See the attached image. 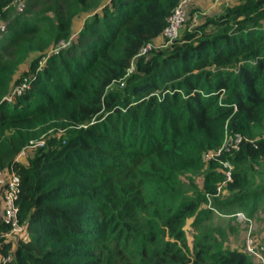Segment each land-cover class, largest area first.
Listing matches in <instances>:
<instances>
[{
	"label": "trees",
	"instance_id": "1",
	"mask_svg": "<svg viewBox=\"0 0 264 264\" xmlns=\"http://www.w3.org/2000/svg\"><path fill=\"white\" fill-rule=\"evenodd\" d=\"M48 1L27 17L44 2L26 0L0 35V170L19 177L18 222L28 235L13 245L0 221V254H10L2 264H131L124 245L132 241L139 264H255L244 249L219 244L216 225L201 226L188 247L185 219L194 215L195 226L212 211L197 210L204 193L186 192L177 179L224 129L245 135L264 119V0H237L168 47L144 52L180 0ZM10 2L0 0V20ZM59 40L67 43L56 47ZM47 125L64 134L47 138L26 164L15 160ZM227 149L206 159L203 192H214L222 176L215 167L230 162L228 200L212 207L233 216L244 206L246 219L259 218L264 172L253 163L264 164V138L242 136Z\"/></svg>",
	"mask_w": 264,
	"mask_h": 264
},
{
	"label": "rangeland",
	"instance_id": "2",
	"mask_svg": "<svg viewBox=\"0 0 264 264\" xmlns=\"http://www.w3.org/2000/svg\"><path fill=\"white\" fill-rule=\"evenodd\" d=\"M43 4H38L33 7H30V11L26 12L24 16H38V12L44 9V6L49 5L48 0H43ZM188 4L184 9V12L181 9H178V13L174 14V19H177L178 22L175 25L176 33L175 36L171 39H166L165 35H161L160 37L156 38L154 42L150 45L154 48H165L170 45L175 38H179L183 31L191 28L194 25L201 23L204 17H210L214 14L220 13L226 6H229L232 3L237 2V0H188ZM26 4V1H25ZM46 4V5H45ZM17 8L16 5H10L9 10H7V16L0 20V25H3V30L5 29V24L8 22L10 18L16 14ZM46 14H49V10L44 11ZM42 13V12H41ZM23 15V14H22ZM83 18V17H82ZM82 18H77L74 21V27L72 29L71 39L73 38L74 34L76 33L77 28L80 26V20ZM173 19V18H172ZM171 19V20H172ZM3 20V21H2ZM0 31V35L2 34ZM67 42L65 40H59L56 43V47L64 46ZM148 49V48H147ZM33 56V55H31ZM31 56L28 57L25 61L20 63L16 70L14 76H17L21 71L28 69V62L31 59ZM44 64V60L41 59L40 63L36 68H40ZM212 68V67H208ZM27 78V76H26ZM25 79V78H24ZM23 81L26 85L27 80ZM117 82L111 84V87H115ZM121 86V84H120ZM9 97L10 95H6ZM221 98V94L219 95ZM37 132L28 137L24 146L22 147V151L16 156L17 161L22 163H27V160L33 155V152L37 146L43 145L47 138L50 137H61L64 134L65 128L61 126H50L47 125L42 130H37ZM247 137L249 139H257V138H264V119L259 121L258 123L250 125L248 130V134L239 135L237 133L229 134L226 129L223 130L221 140L219 144L214 148H206L201 151L199 163L196 166H193L192 169L186 170L178 175L177 180L184 184V188L187 190L186 192H190L191 188L198 189L204 193L205 201L201 202L198 206V209L202 208H210L212 213L208 216L205 220L200 221L197 225L193 226L191 224L194 215L185 219L183 223V231L184 237L188 247H191L193 243V238L195 235L199 233V228L201 226L207 225H216L219 228L218 234H216L218 243L222 246H227L229 248H240L244 249L246 242L251 240V246L254 250L258 249L259 246L264 245V213H258L260 216L259 218L252 217L251 219H246L243 208L244 206H237L235 210L239 211L241 215L236 216L235 211L232 214L221 213L223 210L219 211L218 209L212 207L213 203L222 204L228 200V190L224 188L226 181L230 180L226 179V172H232L233 167L230 162H226V164L222 163L215 167V171L219 172L222 176L220 179L214 181V192L212 193H205L203 192V184H204V172L206 170V159H204V155L206 152H217L219 150L227 151L228 147H232L235 144L238 138L240 137ZM38 142H42L38 144ZM261 165L258 167L257 163H253V167L255 168H262L264 172V164L260 163ZM195 165V164H194ZM264 174V173H263ZM206 183V182H205ZM152 184L150 182L145 183L143 185V198L147 206L151 204V193H152ZM1 196V193H0ZM152 205V204H151ZM143 213H149V208L143 209L142 211H138L137 215H141ZM27 233L24 232L20 235H16L13 238V245L15 243V239L20 237L25 239L27 237ZM164 238L174 241V237L170 235H164ZM179 244V242L177 243ZM125 248V256L128 258L131 264H139L140 259V252L139 246L132 241L131 243L128 242L124 245ZM185 253L189 255V250ZM244 251V250H243ZM251 259L255 264H258L257 261L253 256H250ZM184 264H191L190 258L188 262Z\"/></svg>",
	"mask_w": 264,
	"mask_h": 264
},
{
	"label": "built area",
	"instance_id": "3",
	"mask_svg": "<svg viewBox=\"0 0 264 264\" xmlns=\"http://www.w3.org/2000/svg\"><path fill=\"white\" fill-rule=\"evenodd\" d=\"M26 0H11L10 4L16 5L17 11L21 12L25 7ZM188 0H180L178 5L173 9L172 13L167 17L166 24L161 32V35H165L166 39H171L175 36L176 28L175 25L178 22L177 19H174V14L176 11L178 13V9H181L184 12L186 8ZM173 18V19H172ZM172 19V20H171ZM3 30V25H0V31ZM150 44L142 49L144 52L145 49L149 48ZM25 86L24 82H21L18 86L14 87L11 91L9 97L5 96L4 98L8 101H11L15 95H18L21 89ZM241 139L238 138L237 141ZM42 142H38L41 144ZM236 144H233L232 147H236ZM23 148L17 153V155L22 151ZM217 152H206L204 155V159L211 157L212 155H216ZM16 155V156H17ZM15 156V160L16 159ZM226 162H223V164ZM229 172H226V179H229ZM19 192V177L16 172L12 169V167H6L0 170V221L9 225V228L2 233L4 238H8L13 240L14 236L20 235L24 233L25 227L23 224L18 222V203L17 196ZM236 216L241 215L239 211L235 212ZM245 251L250 253L258 264H264V245L259 246L258 249L254 250L251 246V240L246 242ZM10 259V254L1 255L0 254V264Z\"/></svg>",
	"mask_w": 264,
	"mask_h": 264
}]
</instances>
